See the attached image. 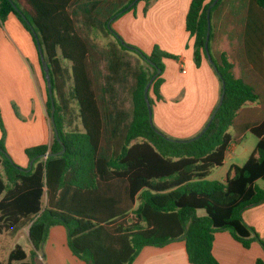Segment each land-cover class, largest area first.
Here are the masks:
<instances>
[{
  "label": "trees",
  "instance_id": "1",
  "mask_svg": "<svg viewBox=\"0 0 264 264\" xmlns=\"http://www.w3.org/2000/svg\"><path fill=\"white\" fill-rule=\"evenodd\" d=\"M141 1L146 13L157 0L130 8L134 0H0V23L14 14L37 50L39 43L58 132V139L53 134L50 143L25 150L28 171L30 164L18 165L7 152L0 119V234L28 228L32 246L28 252L15 244L6 264H36L57 225L87 264H132L145 246L175 240L185 242L190 264H220L212 247L222 230L246 249L254 241L264 249V239L242 219L245 210L264 203V0L214 6L215 0H191L185 28L194 38V63L208 60L210 21L208 52L216 68L210 65L219 98L223 87L225 96L210 126L189 141L165 134L153 114L151 122L145 100L158 70L148 91L151 109L164 99L163 61L179 56L156 46L145 53L123 40L132 49L125 47L112 27ZM97 33L108 43L95 41ZM45 104L50 117L49 94ZM247 132L258 143L246 162L231 165L224 182L210 181Z\"/></svg>",
  "mask_w": 264,
  "mask_h": 264
},
{
  "label": "crops",
  "instance_id": "2",
  "mask_svg": "<svg viewBox=\"0 0 264 264\" xmlns=\"http://www.w3.org/2000/svg\"><path fill=\"white\" fill-rule=\"evenodd\" d=\"M190 3L191 0H157L145 13L146 3L141 1L135 10L127 12L112 24L126 43L138 45L144 50L150 45L146 41L150 40L156 20L177 25L176 34L188 43L186 51L182 48L179 60L165 59L164 82L160 88L164 99L156 102L154 113V117L159 116L157 125L162 131L181 139L194 137L203 129L219 100L220 92L219 80L209 61L204 58L200 67L194 63V38L185 28ZM180 24L182 35L178 31ZM147 50L150 51L149 48ZM40 59L31 34L14 14L8 15L4 23H0V105L4 103L7 106V114L4 113L9 130L6 147L14 161L22 167L30 164L27 155H24L25 149L50 143L54 134L46 110L48 89ZM12 104L19 106L24 121L13 116L10 109ZM164 120L165 123H162ZM12 152L17 155L14 156ZM242 219L264 239V203L245 210ZM22 230L16 233L15 238ZM25 232L30 252L32 246L28 240V228ZM15 244H21V240ZM212 252L220 264H255L257 259H264V249L259 242H252L250 248L246 249L228 230L215 234ZM43 258L46 264H87L72 253L67 242V231L61 225L50 228L46 242L34 257L36 261ZM132 264L190 263L185 242L175 240L164 246H145Z\"/></svg>",
  "mask_w": 264,
  "mask_h": 264
},
{
  "label": "rangeland",
  "instance_id": "3",
  "mask_svg": "<svg viewBox=\"0 0 264 264\" xmlns=\"http://www.w3.org/2000/svg\"><path fill=\"white\" fill-rule=\"evenodd\" d=\"M181 26L182 25L180 24L178 27V31H179L180 35H182ZM176 32H177V25H172V24H168L167 22L156 20L155 24H154V29L152 28V30H151V35L149 38L150 40L146 41L150 45L148 47H146L145 50H147L149 48V50L152 51V49L156 46L162 51L169 52L171 54L179 56L183 47H184L185 51L187 50L186 48H187L188 43H186L184 41L183 37H181V36L178 37V34H176ZM94 40L99 42L100 44L105 45L108 43V41L110 39L103 37L97 33L94 35ZM181 42H183V43L181 44ZM134 46L138 47V45H134ZM138 48H140V47H138ZM140 49L145 53L150 52L148 50L145 51L142 48H140ZM171 61H176V60L171 59ZM163 62L165 63V60ZM173 102H176V101H173ZM155 106H156V103L152 106V114H153L154 123L158 127L157 124H158L159 116L157 114V115H155L156 117H154V113L156 114ZM6 107L7 106L4 103L2 104V106L0 105V119L2 121L4 131H5V137H4L5 147H6V142L8 140V136H9V130L7 129L8 127L6 126V123H5L7 121L4 117V113L7 114ZM10 109H11V112L13 111V113H12L13 116L24 121L23 115H22L18 105L12 104V105H10ZM3 110H4V112H3ZM162 123H165V120ZM0 131L2 132V130H0ZM163 132L165 134H167L165 131H163ZM167 135L170 136L171 138H174V139H181V137H177V136L169 135V134H167ZM2 137L3 136L1 135L0 140L2 139ZM11 139H12V136H11ZM257 141H258L257 137H255L251 133H248L246 138L242 142L235 144L233 149L228 151L226 164L222 168H216L212 172V175L208 179L210 181L224 182L230 166L233 164L242 166L246 162V160L248 159L249 155L256 148ZM32 147H34V146H32ZM28 148H30V147H27L26 149H28ZM6 150L8 152L7 147H6ZM12 154L14 155L16 153L12 152ZM25 154L26 153L24 152V155ZM10 156L12 157V155H10ZM259 185L264 186V181H259ZM25 231H26V228L23 229L19 233V235H17V238H15L16 234H14V235H10L7 233L0 234V255H1V258L4 262V264H6L7 255L9 253V251L15 246L16 241L21 240V244L24 246V248L27 251H29L30 246H29L28 241L25 239L26 238V232ZM22 239H25V240H22ZM36 264H46V260L43 258V260L36 261Z\"/></svg>",
  "mask_w": 264,
  "mask_h": 264
},
{
  "label": "water",
  "instance_id": "4",
  "mask_svg": "<svg viewBox=\"0 0 264 264\" xmlns=\"http://www.w3.org/2000/svg\"><path fill=\"white\" fill-rule=\"evenodd\" d=\"M138 0H134V2L129 6V8L135 4ZM219 0H215L211 6H214ZM121 14L118 13L117 15H115L112 19H110V21L108 22V28L111 27V24L112 22L115 20V18L117 16H119ZM24 17V16H23ZM208 17H209V11H208ZM25 19V17H24ZM210 28H211V25H210V21L208 23V33H207V38H206V52H207V55H208V61L210 62V64L214 67V63L212 61V58L208 52V41H209V37H210ZM36 35V34H35ZM120 42L123 46L125 47H128L130 49H132V47L128 46L124 41L123 39H120ZM38 51H39V54H40V58H41V63H42V66H43V69H44V73H45V79H46V82H47V89H48V94L49 96L51 97V113H50V121H51V125L53 127V130H54V134L56 135L57 139H58V132H57V129H56V125H55V121H54V114H55V103H54V99H53V92H52V88H51V79H50V75H49V67L44 59V56L43 54L41 53V49H40V46H39V43H38ZM150 62V60H149ZM151 63V62H150ZM160 74V71H158L154 76L153 78L150 80V82L148 83L146 89H145V100H146V103H147V106H148V109H149V116H150V120L152 122V109H151V106H150V102H149V98H148V91H149V88L153 82V80ZM224 96H225V89L223 87V91L221 93V96H220V99L214 109V111L212 112L210 118H209V121L205 127V129L200 133V134H203V132L210 126L212 120L214 119V117L216 116L218 110L220 109V107L222 106V103H223V100H224ZM197 138V137H196ZM191 139H188V140H183V141H189ZM0 151L2 152V150L0 149ZM65 149H63L62 151L58 152V153H47L45 155V158H48V157H52V156H57V155H60L62 153H64ZM32 168V163H30V167L28 169L31 170Z\"/></svg>",
  "mask_w": 264,
  "mask_h": 264
}]
</instances>
